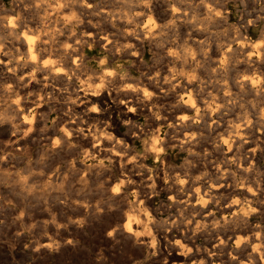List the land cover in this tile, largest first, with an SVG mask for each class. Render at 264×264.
<instances>
[{"label": "clouds", "instance_id": "1", "mask_svg": "<svg viewBox=\"0 0 264 264\" xmlns=\"http://www.w3.org/2000/svg\"><path fill=\"white\" fill-rule=\"evenodd\" d=\"M0 264H264V0H0Z\"/></svg>", "mask_w": 264, "mask_h": 264}]
</instances>
